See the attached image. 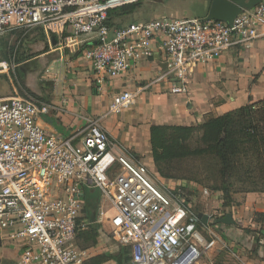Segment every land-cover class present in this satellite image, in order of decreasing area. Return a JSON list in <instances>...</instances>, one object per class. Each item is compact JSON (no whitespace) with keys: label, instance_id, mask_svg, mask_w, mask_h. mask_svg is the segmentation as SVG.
<instances>
[{"label":"built area","instance_id":"obj_1","mask_svg":"<svg viewBox=\"0 0 264 264\" xmlns=\"http://www.w3.org/2000/svg\"><path fill=\"white\" fill-rule=\"evenodd\" d=\"M140 1L0 0V36L43 26L51 34L68 29L73 37H83V56L97 89L159 49L164 70L155 81H169L170 93L181 94L196 67L231 47H250L264 34L259 31L264 0L242 9L231 24L165 15L123 26L107 23L109 10ZM13 45L10 59L0 58V77L10 78L18 68ZM47 79L58 93L64 79ZM139 92L115 93L105 114L128 109ZM49 109L50 104L26 91L0 96V247H9L13 264H86L89 249L78 245L77 234L88 224L83 207L90 188L99 192L96 222L107 212L102 195L118 243L130 248L126 264H215L201 262L205 240L197 225L209 229L208 223L200 221L176 189L160 185L147 164L112 139L101 117L87 118L79 135L58 136L39 122Z\"/></svg>","mask_w":264,"mask_h":264},{"label":"crops","instance_id":"obj_2","mask_svg":"<svg viewBox=\"0 0 264 264\" xmlns=\"http://www.w3.org/2000/svg\"><path fill=\"white\" fill-rule=\"evenodd\" d=\"M30 30L39 31L42 47L36 54L21 58L18 71L28 90L50 104L48 113L39 117L44 128L67 137L78 134L87 118L101 117L111 137L132 148L135 157L151 169L155 167L149 143L150 125H200L209 116L238 108L249 99L258 101L264 93V34L250 47H231L214 61L199 65L188 80L186 93L172 94L169 81H155L164 70L159 49H155L152 57L141 60L133 69L105 81L101 89H97L91 65L83 56V37H73L68 29L63 34H51L43 26ZM263 30L260 26L259 31ZM66 39L67 44L63 45ZM58 61H62V68ZM40 73L45 81L38 79ZM50 73L64 79L62 86L57 87L58 93L47 79L52 78ZM136 88L140 92L132 108L116 115L105 114L112 95L123 89ZM0 96L8 94L1 93ZM140 138L142 147L135 141ZM157 182L174 189L189 187L186 180L166 179L159 175ZM233 198L239 203L232 204L228 211L234 224L217 229L224 239L228 237L227 245L237 253L232 264H264V221L254 220L255 213H264V192L240 193ZM247 217L252 224L248 233L242 229Z\"/></svg>","mask_w":264,"mask_h":264},{"label":"trees","instance_id":"obj_3","mask_svg":"<svg viewBox=\"0 0 264 264\" xmlns=\"http://www.w3.org/2000/svg\"><path fill=\"white\" fill-rule=\"evenodd\" d=\"M138 3L109 10L107 23L114 25L110 19L117 10L129 14ZM149 143L155 171L166 179L197 181L196 173L186 169L185 164L203 160L210 170L206 174L212 180L210 187L222 192L223 207L228 211L233 204L230 193L233 181L246 183L247 187L240 189L244 192L264 191V99H249L248 103L238 108L218 116H209L200 125L152 124L149 127ZM203 171L198 174L201 176ZM185 188L179 187L176 191L190 207L185 200ZM98 204V190L86 189L83 211L88 224L77 234L80 247L87 248L96 243L101 227V223L96 222ZM193 210L197 212V209ZM263 218L264 213H255V221L263 222ZM213 224L218 228L225 226ZM198 225L202 226L200 222ZM110 259L116 264L128 263L130 248L120 246L114 253L91 256L86 264H100Z\"/></svg>","mask_w":264,"mask_h":264},{"label":"rangeland","instance_id":"obj_4","mask_svg":"<svg viewBox=\"0 0 264 264\" xmlns=\"http://www.w3.org/2000/svg\"><path fill=\"white\" fill-rule=\"evenodd\" d=\"M210 3L211 0H141L135 6V9L129 14L122 13L121 11H119L120 9L117 10L116 13L112 15L110 21L111 23L114 22L113 26H123L127 25L130 22L140 23L148 21L162 15L177 18H203L202 15L207 14ZM38 37V30H35L34 32L32 30L14 31L5 36H0V58L7 60L11 58L14 48L13 44H17L14 58L15 62H18L19 60H21V58H24L27 55L36 54L41 49L40 47H42L40 45L41 42H39ZM67 40L68 39L62 42L63 45L67 44ZM9 74L10 78L5 75H2L0 77V94L6 93L8 95H13L14 89L21 94H23L24 91L31 94L28 88L22 83L21 78L19 76L18 68H16L15 75H12V73ZM49 75L53 77V74L50 73ZM42 77L43 75H41L40 73L38 75V79L41 80ZM261 99H264V93ZM134 105L135 104H133L131 108ZM116 141L126 146L125 143L119 140ZM135 141L141 146L143 140L140 138V140L135 139ZM126 147L130 149V151H132L135 155V152L132 148H129V146ZM142 149H144V147ZM136 160L138 161L140 159L136 158ZM185 167L186 169H192V171L196 173L197 176V181L191 180L187 183L189 187L186 186L185 190L183 191L185 200L187 201V203H189L190 207H193L195 210L197 209V211H202L210 215V221L208 222V225L210 227L209 229L207 227L197 225V228L199 229L201 235L205 240V244L203 246L204 253L202 255L201 262L206 261L213 262L215 264H232L233 258L236 259L235 256L237 253L233 252L232 248H229V246L227 245L228 237L224 239L225 236L220 231H218L219 228L215 226L212 222L213 218L221 217L223 216V214H225L226 211L228 212V208L223 207L222 192L211 189L210 185L212 184V180L210 177L208 178L206 176L207 173H210V170L208 169V165L205 164L203 160L199 159L194 162L189 161L185 164ZM115 168L117 167L115 166ZM152 169L154 173L158 175L155 171V168ZM203 169L204 171L200 176L198 173H200ZM196 170H199V172H197ZM245 187H247L246 183L233 181L230 187V193L232 198L236 195H239L240 193L264 192H244L243 190H240L244 189ZM100 201L101 206L107 212L105 213L103 221L100 222L101 227L99 229V234L97 236L96 243L87 247L89 249V257L90 255L94 256L101 253H114L120 247V244L117 241L118 234L114 232V229L109 222V215L111 211L108 210V202L104 199L102 195H100ZM238 204L239 203L233 198V205L236 206ZM229 208H231V206ZM229 211L231 210L229 209ZM249 220L250 219L247 217L246 222L243 223L244 227H242V229L247 233L251 231L250 227H252L251 221ZM257 227H259V224L257 225ZM261 228H259V230ZM5 244L6 243L4 241V245ZM79 244L80 242L78 243V245ZM1 248L2 247H0V252H3L4 256H1L0 264H13L15 257L13 254L7 252V250H9V247H3L4 249Z\"/></svg>","mask_w":264,"mask_h":264},{"label":"water","instance_id":"obj_5","mask_svg":"<svg viewBox=\"0 0 264 264\" xmlns=\"http://www.w3.org/2000/svg\"><path fill=\"white\" fill-rule=\"evenodd\" d=\"M261 0H211L207 14L204 20H218L231 24L233 19L242 9H249L259 3ZM197 217L204 224L210 221V216L202 211L196 212ZM212 222L224 225L234 224V219L230 212L225 213L221 217H215Z\"/></svg>","mask_w":264,"mask_h":264}]
</instances>
